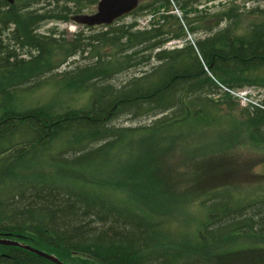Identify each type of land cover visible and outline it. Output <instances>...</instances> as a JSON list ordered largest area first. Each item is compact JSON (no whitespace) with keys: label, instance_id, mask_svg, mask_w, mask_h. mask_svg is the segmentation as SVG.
Returning <instances> with one entry per match:
<instances>
[{"label":"trees","instance_id":"1","mask_svg":"<svg viewBox=\"0 0 264 264\" xmlns=\"http://www.w3.org/2000/svg\"><path fill=\"white\" fill-rule=\"evenodd\" d=\"M197 1L139 0L133 11L101 25L82 43L80 34L68 42L53 30L32 34L43 22L68 21L67 4L77 7L79 0H45L46 16L38 19L23 12L24 1L0 0V237L55 254L67 264L75 259L79 264H264V193L246 191L253 184L247 176L264 175L252 172L256 165L264 168V155L251 162L234 157L244 147L243 138H234L238 127L250 143L264 146V109L242 107L224 89L264 88V10L240 26L232 3L223 12L205 7L194 13ZM174 2L188 31L207 35L194 39V45L186 40L179 48L166 49V42L186 36L172 13ZM144 11L154 17L141 29L136 20ZM159 12L164 13L157 16ZM128 15L134 20L122 23ZM225 19L227 24L211 33ZM9 29L12 39L5 43L2 33ZM88 47L92 60L65 72L64 79L61 74L64 87L89 93L84 107L59 112L54 104L22 108L13 101L10 89L17 90L20 80L51 73L62 63L57 62L59 54L68 57ZM16 48L26 49L28 58H19ZM151 63L139 76L111 81ZM50 75L49 81L54 79ZM218 110L229 117L226 143L220 146L214 139L218 145L207 150L211 152L192 151L198 158L194 168L179 173L180 164L167 155L176 145L186 147L161 130L180 123L190 137L193 123L198 124L195 129H205ZM154 114L163 115L149 126L114 123L123 116ZM139 131L152 135L127 141ZM55 142L62 146L53 151ZM130 142L137 148L109 164L112 151ZM36 144L46 147L47 156L27 161V151ZM188 147L197 150L196 145ZM178 153L181 161L189 160L184 150L173 156ZM89 167L99 174L84 172ZM239 169L238 178H232ZM209 175L211 180L203 178ZM182 185L185 189L177 193ZM182 198L198 202L205 216L193 231L175 236L180 232L165 225L164 206ZM0 264L54 263L0 244Z\"/></svg>","mask_w":264,"mask_h":264},{"label":"rangeland","instance_id":"2","mask_svg":"<svg viewBox=\"0 0 264 264\" xmlns=\"http://www.w3.org/2000/svg\"><path fill=\"white\" fill-rule=\"evenodd\" d=\"M141 2V0H140ZM15 4L21 5L23 3V0H14ZM235 5V13H239L241 17H238L237 20L239 21L240 26L246 25L249 21H251V18L253 15L258 14L260 11L264 10V0H199L197 1L196 4H192V8L195 10L194 13L198 11L203 10L205 7H209V10L211 13L212 12H223L227 10L231 4ZM93 7H86L84 8L83 12H88L90 10H95L96 9V4H93ZM172 13H174L178 18H180L183 27L186 31V36L184 39H172L164 44V48L166 49H175L181 47L186 40L190 41L193 45L194 39L197 38H202L207 35L204 31H196L194 33H191L188 31V27L184 22L183 15L181 12V9L179 8V4L176 2L172 3ZM197 9V10H196ZM164 12H159L156 14L157 16L163 14ZM152 17L154 15L150 13H146L144 11L142 14L138 15V18L136 20L137 24L139 25V28H145L148 25H150L152 21ZM135 16L134 15H128L126 17H123L121 22L123 23H130L134 20ZM228 20H222L219 21L218 25L214 27V31L211 33L215 32V30L224 27L227 24ZM12 27V26H11ZM50 30H53L54 36L57 38H62L65 42H68L70 39L73 38L74 35L80 34L81 35V42L86 43L90 40L86 39V37H90L94 33L102 30V27L100 26H95V27H85L83 25H79L70 19L68 21H47L43 22L39 25L37 28L38 33L42 34H48ZM10 29L6 30L5 34L3 35L4 42L9 41V36L10 34ZM8 36V37H7ZM12 45V44H11ZM12 49V46H11ZM89 49V51H88ZM25 50L26 49H15V52L18 53L19 58H28V56L25 55ZM91 50L90 47L87 48V50L82 51L80 54H78L75 57L69 58L67 61L62 63L63 65L60 67V69H54V73H58V80H53L51 83H48L45 86H38L36 88H30V89H10L11 93H14L12 96L13 101L17 102L22 108H27L28 106L32 105H37V104H54L55 109L59 112H62L67 106L68 108H79V107H84L89 98V93L85 91H77L70 89L68 87H64L63 81H61V74L63 70H66L75 65H85L89 63L91 59ZM66 58L65 54H59L57 56V62H60L61 60L63 61ZM72 64L71 61H75ZM153 64L151 63L139 68H132L128 71H124L122 73H119L113 77L111 80L114 83H119V82H124L127 79L133 77V76H139L142 74V71H146L149 69ZM71 65V66H69ZM49 75V74H48ZM47 77V76H46ZM45 77V78H46ZM40 79V78H39ZM38 79L36 80H31V82L26 83L24 86L29 87L30 85L36 83ZM42 80V79H40ZM39 80V81H40ZM253 88V93L255 94L254 97L258 99H262L264 97V88H255V87H250ZM217 97H215L216 99ZM238 102V101H237ZM240 105V104H239ZM241 106V105H240ZM163 114H158L155 116H142L137 119H129L126 116L120 117L117 120L114 121L116 125H121L125 127H141V126H149L151 125L155 120H157L159 117H161ZM214 119L211 121V123L203 126V128H196L198 124L193 123L194 130L191 132L192 136L189 137L186 136L185 131L187 130L186 125H181L179 124H174L171 127L167 128L169 125L164 126V128L161 130V132H168V135H171L173 138V141H176V144L181 143L183 147H186L185 149L180 148L178 145L175 146L174 150L170 152L167 156L169 158H175L177 160L178 164H180L178 172H186L187 169L191 168L193 169V164L196 163L197 157H193L192 151L196 152L198 154L201 153H206V152H211L207 151L216 145H222L226 143V135L228 133V123H229V117L221 110L215 111V114L213 115ZM202 124V123H201ZM146 135L149 137L152 135V133L148 132H136L135 137H132L131 140L127 141H136L135 139H142L139 138L140 136ZM189 137V138H188ZM186 138V139H184ZM236 140L240 141L241 138H243V141H240L244 147H240L239 150L240 152H234L235 155V160L237 161H255L257 157H261L264 155V146L258 145V144H253L248 141L247 138H245V133L242 127H238L236 131V135L234 137ZM218 141V144H216V141ZM151 141V140H150ZM170 141V140H166ZM58 143V144H57ZM52 145V150L55 151L57 149V146L61 145L62 143L60 142H55ZM196 145L197 150L189 149L188 145ZM135 144L134 142H130L128 147L122 146L119 147L118 149H114L113 151H117L114 154L113 157V151L110 154L112 157L113 161L111 160L109 164L115 165L117 162L119 163L120 160H123L126 156V152L129 149L130 150H135L137 147H134ZM133 148V149H132ZM178 150V151H185L186 156H189V160L187 162L181 161L183 156L178 153L177 157L173 156V153ZM235 150V149H234ZM71 152V151H70ZM69 152V153H70ZM48 152L46 150L45 146L36 144L32 147L31 150L27 151L26 154V159L29 161L31 157L37 158V159H45L47 156ZM209 154V153H208ZM70 157L71 155H67ZM109 156V158H110ZM240 156V158H238ZM193 161V162H192ZM192 162V163H191ZM108 168H104V170H107ZM241 169L238 170V174L234 172V176L232 178H238V175L240 173ZM73 172V171H72ZM86 173H92V174H99V170H97L95 167H89L84 170ZM252 172L254 173H263L264 174V168L262 165H256ZM68 175H71V172L67 173ZM75 174H80L78 171H75ZM247 174V173H246ZM245 173L242 176L246 175ZM248 178L246 179L247 181H252V185L246 187H242L240 189H245L248 191V189L251 191L252 194H257L258 192L264 193V175H262L260 178ZM206 179L211 180V176H206L203 177ZM202 178V179H203ZM248 183V182H247ZM184 184V182H182ZM190 185V184H189ZM182 186H178L175 190L177 193H181L185 188ZM239 192H243V190H239ZM114 194V192H112ZM253 196V195H252ZM184 199V198H182ZM179 199L178 201L174 200L171 203L165 204V213L166 215L163 216L165 220V225H167L174 233L180 232L177 235H181L182 233L186 232H191L194 230L195 224L202 220L205 216V213L203 212V207L196 201H191L184 199L182 202ZM179 202V203H178ZM178 230V231H176ZM182 230V231H181ZM76 261L80 262V259H75ZM78 262H70L71 264H79ZM82 262V261H81ZM84 264V263H83Z\"/></svg>","mask_w":264,"mask_h":264},{"label":"water","instance_id":"3","mask_svg":"<svg viewBox=\"0 0 264 264\" xmlns=\"http://www.w3.org/2000/svg\"><path fill=\"white\" fill-rule=\"evenodd\" d=\"M13 3L14 0H6ZM139 0H98L96 10L91 14H77L70 17L77 24L86 26L110 25L120 17L130 13L138 6ZM0 244L21 247L54 264H67L55 254L45 252L29 244L6 237H0Z\"/></svg>","mask_w":264,"mask_h":264},{"label":"bare ground","instance_id":"4","mask_svg":"<svg viewBox=\"0 0 264 264\" xmlns=\"http://www.w3.org/2000/svg\"><path fill=\"white\" fill-rule=\"evenodd\" d=\"M5 9V7H3V9L2 10H4ZM3 15V14H2ZM45 14L43 13V14H41V12H38V13H36V12H30V17H33L34 19L36 18V19H38V18H41V17H43ZM46 16V15H45ZM4 17V16H3ZM37 28H38V25H36V27L34 28V30H33V32H32V34L34 35V33H37ZM6 32V31H5ZM5 32H3L2 33V38H3V35L5 34ZM11 35V34H10ZM8 37V36H7ZM10 37H12V36H9V38ZM4 39V38H3ZM10 39H12V38H10ZM82 51H85V50H82ZM81 50H79L78 52H76V53H74L73 55H70V56H66V58L62 61V63H64L65 61H67L69 58H71V57H75V56H77L78 54H80L81 52H82ZM72 62V64L75 62L76 63V60L75 61H71ZM60 64V66L57 68V69H60V67L63 65V64ZM69 66H71V65H69ZM73 66V65H72ZM70 67V68H68V69H66V70H63L62 71V73H63V79H64V73L65 72H68L69 70H70V72L68 73V74H71V72L76 68V66H79V65H75L74 67ZM80 67V66H79ZM56 69V70H57ZM62 73H60V74H62ZM50 76H53L54 77V79L53 78H51V80L49 81L48 80V77H49V75ZM55 74H58V73H54L53 71L51 72V73H47V74H45V73H43V74H40V75H36V76H34V77H30V78H26V79H29V80H32V79H38L37 81H36V83L37 82H41V83H37V86L35 85V87L34 88H36V87H40V86H45V85H47L48 83H51L53 80H55L56 79V76H55ZM47 76V77H46ZM58 76V75H57ZM46 77V78H45ZM62 77V76H61ZM42 79V80H40V79ZM40 80V81H39ZM23 81V82H22ZM20 83H17V84H15V87H18V89H23V88H26L24 85L26 84V83H28V81H25V79H22V80H20L19 81ZM32 88V87H31ZM262 106L264 107V105L262 104ZM155 115V114H154ZM157 115V114H156ZM30 160V159H29Z\"/></svg>","mask_w":264,"mask_h":264},{"label":"flooded vegetation","instance_id":"5","mask_svg":"<svg viewBox=\"0 0 264 264\" xmlns=\"http://www.w3.org/2000/svg\"><path fill=\"white\" fill-rule=\"evenodd\" d=\"M6 1V0H5ZM25 7L23 9L24 13H30V12H41V14H45L46 12V2L45 0H23ZM91 0H79V4H77V7H74L72 4H67V6H69V8H71V10H68L69 13L65 12L66 15H68V17L70 18L73 15H77V14H91L93 13L95 10H90L88 12H83L84 8L86 7H93L94 5L90 2ZM9 3V2H7ZM9 4H15L14 1L13 3H9ZM88 28V27H87Z\"/></svg>","mask_w":264,"mask_h":264},{"label":"built area","instance_id":"6","mask_svg":"<svg viewBox=\"0 0 264 264\" xmlns=\"http://www.w3.org/2000/svg\"><path fill=\"white\" fill-rule=\"evenodd\" d=\"M229 92L235 96L242 105H247L249 103L251 104H254V105H259L257 104L256 101L252 100L250 97H249V94H250V90H237V91H231L229 90Z\"/></svg>","mask_w":264,"mask_h":264}]
</instances>
